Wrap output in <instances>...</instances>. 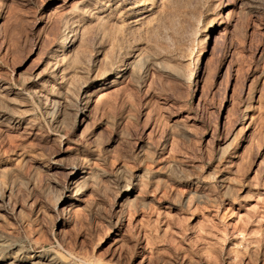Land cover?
Instances as JSON below:
<instances>
[{
  "label": "rangeland",
  "instance_id": "374dc122",
  "mask_svg": "<svg viewBox=\"0 0 264 264\" xmlns=\"http://www.w3.org/2000/svg\"><path fill=\"white\" fill-rule=\"evenodd\" d=\"M0 264H264V0H0Z\"/></svg>",
  "mask_w": 264,
  "mask_h": 264
},
{
  "label": "bare ground",
  "instance_id": "6f19581e",
  "mask_svg": "<svg viewBox=\"0 0 264 264\" xmlns=\"http://www.w3.org/2000/svg\"><path fill=\"white\" fill-rule=\"evenodd\" d=\"M65 42V41H64ZM60 49V48H59ZM66 50V49H65ZM124 64V63H123ZM127 66V65H126ZM121 67V66H120ZM123 67V66H122Z\"/></svg>",
  "mask_w": 264,
  "mask_h": 264
}]
</instances>
